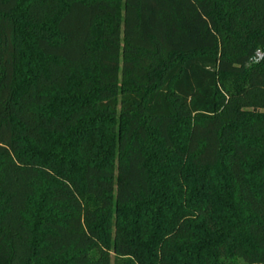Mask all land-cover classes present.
<instances>
[{
    "label": "trees",
    "instance_id": "1",
    "mask_svg": "<svg viewBox=\"0 0 264 264\" xmlns=\"http://www.w3.org/2000/svg\"><path fill=\"white\" fill-rule=\"evenodd\" d=\"M0 264H264V0H0Z\"/></svg>",
    "mask_w": 264,
    "mask_h": 264
},
{
    "label": "rangeland",
    "instance_id": "2",
    "mask_svg": "<svg viewBox=\"0 0 264 264\" xmlns=\"http://www.w3.org/2000/svg\"><path fill=\"white\" fill-rule=\"evenodd\" d=\"M240 80L241 79L239 77H234V76L222 77L221 78L222 89L232 90L234 89L235 86H237L240 83Z\"/></svg>",
    "mask_w": 264,
    "mask_h": 264
}]
</instances>
